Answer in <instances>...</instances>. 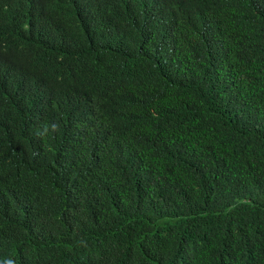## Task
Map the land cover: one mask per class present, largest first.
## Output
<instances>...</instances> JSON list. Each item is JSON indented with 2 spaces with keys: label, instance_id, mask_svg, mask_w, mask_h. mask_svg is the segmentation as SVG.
I'll return each mask as SVG.
<instances>
[{
  "label": "trees",
  "instance_id": "trees-1",
  "mask_svg": "<svg viewBox=\"0 0 264 264\" xmlns=\"http://www.w3.org/2000/svg\"><path fill=\"white\" fill-rule=\"evenodd\" d=\"M8 260L264 264V0H0Z\"/></svg>",
  "mask_w": 264,
  "mask_h": 264
},
{
  "label": "clouds",
  "instance_id": "clouds-1",
  "mask_svg": "<svg viewBox=\"0 0 264 264\" xmlns=\"http://www.w3.org/2000/svg\"><path fill=\"white\" fill-rule=\"evenodd\" d=\"M24 1L43 2V3H50V4H58V3L62 2V0H23V2ZM88 1H90L91 3H96L99 0H88ZM142 1L145 3V0H142ZM119 15H121V14L116 12V11H111V10H108L104 13L105 20L110 24V29H109L108 35L114 31L116 24H117V17ZM47 128H48V126L45 125V131H42L38 127L34 131L30 132L29 134L32 138H34L38 141H44L45 142L47 140L54 138V136L52 134L46 132ZM51 128L53 129V131H58L59 130V124L58 123L52 124ZM47 150H48V152H50L51 154L54 155V147L53 146H51V145L48 146ZM29 169H34V168L27 166L26 171ZM5 264H14V262L11 260H8L5 262Z\"/></svg>",
  "mask_w": 264,
  "mask_h": 264
},
{
  "label": "bare ground",
  "instance_id": "bare-ground-1",
  "mask_svg": "<svg viewBox=\"0 0 264 264\" xmlns=\"http://www.w3.org/2000/svg\"><path fill=\"white\" fill-rule=\"evenodd\" d=\"M166 231V230H165ZM166 234V233H165ZM152 240V239H151ZM13 241V240H12ZM168 241V240H167ZM155 247V246H154ZM132 263V262H131Z\"/></svg>",
  "mask_w": 264,
  "mask_h": 264
}]
</instances>
